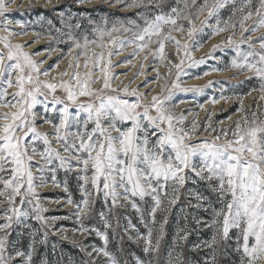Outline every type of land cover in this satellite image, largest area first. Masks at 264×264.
<instances>
[{"label": "snow or ice", "instance_id": "obj_1", "mask_svg": "<svg viewBox=\"0 0 264 264\" xmlns=\"http://www.w3.org/2000/svg\"><path fill=\"white\" fill-rule=\"evenodd\" d=\"M13 3L15 0H0V33H6L0 34V109H8L0 113V207L3 208L0 212L3 221L0 223V264H33L36 244L47 242L57 220L72 218L79 225L72 230L73 234L95 233L103 241V247L93 246L91 251L80 246L90 258L88 264H97L95 257L100 255L105 257L103 264H120L108 250L109 230L115 235L116 229L121 227L115 210L125 205L140 214L139 222L146 231L142 233L125 217L128 222L123 225L124 234L130 241H143L146 256L157 254L163 225L168 222L164 216L158 231L157 212L170 211L180 200L182 191L189 207L211 217L208 220L194 217L198 226L212 232L211 239L202 245L210 250L205 264H217V251L221 247L227 250L229 246L238 254L239 264H264V119L256 112L249 118L245 112L232 128L221 129L212 140L193 143L190 141L197 130L195 119L190 128L185 127L187 115L191 113L177 115L172 111L176 105L169 104L174 89L203 91L202 88H181L180 76L186 75L182 67L186 59L191 61L189 67L205 63L203 57L194 60L190 48L202 47L196 36L209 27L213 28V36L235 28L241 35L239 42L233 35L223 42L234 45L241 59H234L231 67L214 71L235 69L237 75L250 73L248 78H256L259 91L264 93V51L240 50L243 43H248L250 49L256 44L264 49V37L255 44L249 43L253 33L264 29V0H259L258 6H253V0H174L172 4H168V0H127L126 3L114 0L112 6L123 3L126 9H143L137 13L142 23L133 21L129 25L97 27L93 29L92 38L85 35L81 39L72 34V29H79L80 24L62 20L68 29L65 34L72 41L68 53L71 72L66 70L51 80L41 77H48L58 64L41 71L46 61L37 63L24 50V45L11 43L13 36L28 35L27 31L14 33L7 27L13 23L7 18ZM229 5L235 22L230 18L221 26L219 13ZM253 17L257 19L249 28L246 22ZM213 18L215 25L211 23ZM173 33L181 36L186 33V42L182 44ZM244 33L249 35L244 36ZM39 39L38 36L33 43H38ZM167 44L175 47L177 55L183 52L179 63L168 58ZM152 45H156L155 51ZM128 48L133 49L131 58L143 53L145 61L149 55L154 61H168L164 64L168 73L163 76L166 81L161 86L163 95L153 96L146 102L144 94L137 89L112 87L115 79L109 72L112 59L123 55ZM218 48L221 45H213L208 58H214L212 53ZM131 62L129 59L121 63ZM172 69L177 72L169 83ZM142 74L138 72L137 77ZM160 78L157 68V79ZM101 80L102 87L93 88ZM213 84L209 81L207 87ZM10 88L16 91L9 93ZM121 92L135 100L122 98ZM259 99L264 100V95ZM38 119L41 125L37 124ZM208 120H211L210 115ZM44 124L52 131H40ZM204 130L216 132L211 123H206ZM61 170L76 173L81 200L74 202L69 195L66 203L73 205L76 211L68 216L48 217L44 213L49 209L43 205L37 188L48 186L49 173L52 185L61 187L56 179V173ZM189 183H203L215 195L220 207L198 189L186 187ZM62 187L68 191L66 184ZM98 199L107 209V213H99L104 231L84 224ZM138 201H150L147 219ZM29 220L36 221L40 227L31 229L30 250L22 251L9 237L14 225L30 228ZM66 232L61 228L51 234L68 240ZM188 234L184 229L179 230L174 245L186 241ZM230 241H234V245H230ZM42 264L48 261L45 259ZM135 264H145V261L135 257ZM167 264H183L182 253L173 256L169 251Z\"/></svg>", "mask_w": 264, "mask_h": 264}, {"label": "rangeland", "instance_id": "obj_2", "mask_svg": "<svg viewBox=\"0 0 264 264\" xmlns=\"http://www.w3.org/2000/svg\"><path fill=\"white\" fill-rule=\"evenodd\" d=\"M127 0H125V3ZM174 0H168V4H172ZM259 0H253V6H258ZM114 4V0H88V2H80V0H15V3L11 4L7 18L12 20L13 23L7 25L14 33H20L27 31L28 35L13 36L11 43L24 45V50L32 55V59L37 63L40 61H46L41 65V71L45 69H52L53 65L58 64V67L50 71L48 77H41V79H49L52 77H58L60 73L64 71L71 72L69 68L68 56L69 49L72 45V41L67 38L65 33L68 29L65 27L63 21L80 24L79 29H72V34L77 38H81L87 35L89 38L95 35L94 28L100 27H112L113 25H129L130 22L142 23L137 16L138 12L143 9H126L124 4ZM221 20V26L224 23L229 22L230 18L232 22H235V17L232 16L231 5L221 9L219 13ZM257 17H253L252 20L246 22V26L251 28L254 20ZM106 22V23H105ZM187 25L186 21H183ZM215 25V18L211 21ZM199 27V22H197ZM19 28V29H18ZM60 29L61 31H57ZM213 28L209 27L204 30L202 34L196 36V40L202 47L199 50L192 51V57L194 60H199L202 57L205 58V63L198 66L188 65L191 61L185 60V64L182 66L185 74H181V88H202V92H183L179 89L173 90V95L169 101L170 105H176L172 111L179 115L180 113L188 114L185 121V127H191L192 121L195 119L197 124V130L192 133V140L190 142H199L203 140H212L213 137L221 129H230L234 126L236 121L242 119L245 112L249 114V118L253 112H256L260 119H264V100L259 99L261 93L259 91V81L256 78L249 79L247 75H237L235 69L231 71L217 72L214 69H225L231 67V62L236 59L240 60L241 57L237 55V50L234 45H226L223 42L229 35H233L236 42L241 40L240 31L238 28L230 31L222 32L219 35H211ZM35 33V35L33 34ZM6 34V33H0ZM181 43H185V37L179 33H173ZM249 33H244V36H248ZM40 37L38 43H33ZM51 37V38H50ZM264 37V29L258 30L252 34V40L249 43H254L260 38ZM127 38V37H126ZM191 46V42L188 41ZM213 45H221L212 56L214 58H208V53L211 51ZM194 47V46H192ZM2 49V45H0ZM153 51L156 49V45H152ZM241 52L247 51H264L260 49L256 44L254 48L250 49L248 43L240 45ZM133 49L128 48L123 55H118L112 59V66H110L109 72L114 81L112 82L113 88L123 89L125 86L132 89H137L144 94L146 102H150L153 96L163 95L161 86L165 85L166 81L163 79L164 75H167L168 68L164 66L168 61L165 60L161 63L159 60L153 59L152 55L148 56V60L143 59V53L138 58H131V52ZM35 53H41L40 55H34ZM166 54L168 58L174 62L179 63L180 58L183 56V52L177 55L176 49L171 44L166 45ZM74 56L75 53H72ZM50 56V58H49ZM131 59L129 64H122V61ZM83 60H81V64ZM143 65V67H141ZM157 68L161 74V78L157 79ZM122 70V71H121ZM138 72H143L142 75L137 77ZM176 69H172V76L169 78V83L175 79ZM205 72H211L213 76L203 83H194L196 77L201 79ZM218 73V74H217ZM216 76V77H215ZM68 79V77H65ZM213 81L212 87H207L208 82ZM101 83L93 85V88L100 89ZM254 89H256L254 91ZM9 93H14L15 88L8 89ZM62 95V93H57ZM121 96L124 99L135 100L132 96ZM227 99H224V98ZM11 99V96L8 97ZM85 99V98H81ZM213 101H218L213 103ZM8 109H0V113L6 112ZM37 111H40L37 108ZM209 115L211 120H208ZM55 119V116H53ZM206 123H211L212 127L216 129V132L205 131L204 127ZM37 124L41 125L42 121L37 120ZM40 131L51 132L50 126L44 124L39 128ZM115 134V133H114ZM42 147V145H38ZM50 173L48 174L49 183L47 187L37 188V193L43 203V205L49 209L44 213L45 216L63 217L74 213L76 209L73 205L66 203L67 198L71 195L74 202L81 200L80 190L78 188V181L76 180V173H66L64 171H58L56 173L57 182L60 185H67L68 191L64 188L54 187L50 180ZM37 183L39 181L37 180ZM186 187L198 189L203 195L208 196L216 207H220V204L216 202L215 195L211 193L204 185L189 183ZM59 200V203L53 201ZM143 214L147 219V211L150 205L148 203L140 202ZM3 208L0 207V212ZM103 211L107 213L102 200H97L93 206L91 216L84 219V224L90 227H96L101 231H104L103 222L100 220L99 213ZM116 214L120 218L121 227L116 229L115 235L109 230V244L108 250L116 257L120 264H135V257H139L148 264H167L169 251L173 252V256L176 253H182L183 264H205V258L209 255V249L204 248L203 242L210 240L212 236L211 230L202 228L195 223L194 217H201L203 220L210 219V215L202 211H198L188 206V198L181 194L178 203L173 206L167 213L157 212V230L159 231L160 222L164 216L167 217V224L163 225V231L161 233L160 250L157 254L152 256H146L143 252V241H130L124 234L123 225L128 221L127 217L133 224L143 233L145 228L139 222V213H136L125 205V208L116 209ZM185 216L188 217L187 221ZM3 221L0 220V223ZM115 224V220H113ZM28 224L30 228L13 226V231L9 240L16 246L17 249L22 251H29L31 244V229L39 228L40 225L34 220H29ZM79 225L72 219H61L55 222V228L50 230L46 243L36 244V251L33 253V264H42L43 260H47L48 264H88L89 257L86 252L81 250V245L86 246L88 251L92 250V247H103V241L95 235V233H84L81 235L79 232L73 234V229L78 228ZM66 229L65 233L70 239H61L59 235H52L51 232L58 229ZM181 229L186 230L188 238L186 241L179 242L174 245V241L177 238V232ZM75 241V243L73 242ZM230 245H234V241L229 242ZM200 245V247H195ZM53 246H55L53 248ZM95 256V254H94ZM217 264H239V256L233 251V247H221L217 253ZM97 264H103L105 257L103 255L96 256Z\"/></svg>", "mask_w": 264, "mask_h": 264}, {"label": "bare ground", "instance_id": "obj_3", "mask_svg": "<svg viewBox=\"0 0 264 264\" xmlns=\"http://www.w3.org/2000/svg\"><path fill=\"white\" fill-rule=\"evenodd\" d=\"M19 29V28H18ZM122 71V70H121ZM218 74V73H217ZM211 76H213L212 74L211 75H205V76H203L201 79H196V80H194V83L196 84H198V83H200V84H203V83H205L207 80H208V78L210 77L211 78ZM216 77V76H215Z\"/></svg>", "mask_w": 264, "mask_h": 264}]
</instances>
